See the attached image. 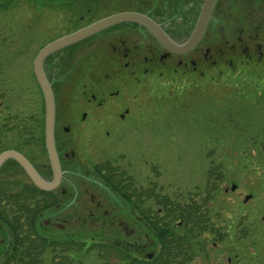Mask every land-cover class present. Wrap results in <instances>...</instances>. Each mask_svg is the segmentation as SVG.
<instances>
[{
    "label": "rangeland",
    "instance_id": "1",
    "mask_svg": "<svg viewBox=\"0 0 264 264\" xmlns=\"http://www.w3.org/2000/svg\"><path fill=\"white\" fill-rule=\"evenodd\" d=\"M38 1L0 0L2 118L12 114L17 123L16 133L4 129L6 142L3 140L1 148L22 146L20 151L30 158L39 155L37 159L42 162L46 161L42 146V152L37 153L36 145L30 142L33 133L36 138L43 135L45 122L44 97L29 74L40 42L29 44L27 25V12H36ZM53 12L58 15L61 11L55 8ZM41 14L35 13L34 17L46 11ZM214 75L215 80L206 81L201 88L192 85L189 89H163L168 96L162 93L164 99L153 105L157 106L156 114L130 122L124 133L102 146H94L90 132L82 138L74 134L79 143L76 162L67 169L75 171L74 177L81 181L80 224H75L73 211L53 208L36 219V227L48 241L69 242L75 232L74 238L80 243L68 245L75 250L64 255L61 249L45 248L40 264L61 263L62 258H66V264H106L105 259L109 264H126L118 253H100L99 245H110L131 258L147 260L149 254L158 253V244L150 227L142 231L137 217L138 213H157V198L149 195L161 192L176 204H197L215 226L192 242L189 264H229L228 257L232 264H264V76L253 80L249 74ZM65 135L69 137L70 133ZM102 164L113 166L121 180L132 178L134 187L145 195L140 210L122 206L123 200L94 174L102 172L97 169ZM3 177L23 179L26 175L17 163L9 161L0 172ZM234 184L236 190L232 189ZM247 195L252 199L245 201ZM73 196H62V202L67 203ZM136 197L135 202L144 201L142 196ZM97 202L102 204L98 209ZM64 217L71 218L65 231L43 224L47 219L58 223ZM121 222L134 228V234L127 237ZM0 225L7 230L0 227L2 252L13 232L5 224ZM170 232L185 234L176 221L171 223Z\"/></svg>",
    "mask_w": 264,
    "mask_h": 264
},
{
    "label": "flooded vegetation",
    "instance_id": "2",
    "mask_svg": "<svg viewBox=\"0 0 264 264\" xmlns=\"http://www.w3.org/2000/svg\"><path fill=\"white\" fill-rule=\"evenodd\" d=\"M207 1H38L36 12H27L29 44L40 42L30 64L29 74L36 80L43 97L36 75L35 60L46 45L105 18L133 14L141 19L117 21L79 41L54 50L44 58L42 69L55 101L54 140L58 158V180L51 188H41L17 160L9 158L0 167V172L7 162L13 161L22 168L26 177L0 178V184L4 183L7 187H0V193L34 190L39 198L46 196L47 201L46 208L36 218L53 208L63 212L70 210L74 212L72 215L75 214V224L79 225V211L82 206L79 193L81 181L74 177L75 171L67 169L75 166L76 162L79 143L75 136L82 138L86 131L90 132L94 146H102L124 133L130 122L143 120L152 112L156 114L157 106L153 105L164 99L160 96L162 93L167 97L166 92L170 90L189 89L192 85L199 87L206 81H214V74L220 78L225 74H239L240 77L249 74L253 80L258 75L264 76V0H214L210 16L196 43L184 51H176L171 47L182 46L191 40ZM55 8L61 11L58 15L53 12ZM43 9L46 14L34 17L35 13H43ZM2 110L3 105L0 103V155L9 150L21 153L43 182L53 183L56 171L47 147L46 123H43V135L41 133L36 138L37 135L33 133V138L30 139L36 145L35 152H42V146L46 153V161L40 162L37 159L39 155L37 158H30L20 151L18 148L22 146L1 148L3 140L6 142L2 137L4 129L14 133L17 130L16 117L11 114L8 118H2ZM38 133L40 135V131ZM66 133H70V136L67 137ZM69 147L72 149L69 150ZM79 161L82 163L81 158ZM108 168V173L101 170V173L95 171L94 174L100 176L110 190L123 200L122 206L134 211L140 210L141 205L145 204V195L141 193V189L134 187L131 177L125 176L121 180L118 176L120 172L115 171L111 165ZM102 175H111L114 183L107 182ZM72 194L74 196L67 203L64 200L62 202V196ZM136 194L139 199L142 196L141 200L144 201L135 202ZM149 196H156V203L160 208L157 213L150 215L138 213L137 222L142 225V231L151 227V221L157 219L159 224L165 223L169 227L176 221L178 227L184 230V219H178L177 209L193 206L196 207V219L199 220L200 214L203 217V232L195 240L208 233V213L199 210L197 204L188 201L185 204H176L168 195H162V192ZM101 205V202L95 203L97 209ZM108 213L109 211L106 212ZM70 223L71 218L67 217L58 223L51 219L43 222L44 225H54L62 231ZM121 224L127 237L134 234L135 229L130 228L129 224ZM51 233L55 236L61 235ZM73 235H70L73 238L67 243L76 246L80 242L74 238L75 232ZM154 235L159 254L162 249L161 241L156 233ZM10 236L6 248L0 252V259L3 260L1 264L16 263L14 260L8 261V258H16L18 254L15 251L16 239L13 234ZM137 241L140 242L141 238ZM62 253L64 255L66 252ZM190 262L189 260L185 264ZM228 263H231V257H228Z\"/></svg>",
    "mask_w": 264,
    "mask_h": 264
},
{
    "label": "trees",
    "instance_id": "3",
    "mask_svg": "<svg viewBox=\"0 0 264 264\" xmlns=\"http://www.w3.org/2000/svg\"><path fill=\"white\" fill-rule=\"evenodd\" d=\"M105 169L109 171L107 164L98 165V170ZM107 182L113 184L114 178L111 175H105ZM117 186V185H115ZM0 187L7 188L4 183ZM151 195V194H150ZM38 193L31 191H2L0 193V221L8 226L13 232L16 239L15 251L18 253L16 258H8V261L14 260V264H40L41 253L45 248L61 249L62 252H68L73 249L69 243L61 241H48L37 230L36 217L45 207L47 201L46 196L38 197ZM39 198V199H38ZM167 211H169L167 209ZM178 219H184V235H177L170 232V227L163 223L159 224V220L151 221V230L156 233L161 241V252L152 260H141L131 258L126 254L110 245H99V251L102 254L109 255L112 252L118 253L121 260L127 261L126 264H185L189 261V248L192 242L197 238L198 234L203 232V217L196 219V207L178 208ZM208 227L211 230L215 226L209 220ZM190 235V236H189ZM96 246H93V248ZM83 244L81 246V250ZM102 249V250H101ZM34 253V254H32ZM122 254V256L120 255ZM66 258H62V262L55 264H66ZM109 264V259H105ZM68 264V263H67Z\"/></svg>",
    "mask_w": 264,
    "mask_h": 264
},
{
    "label": "water",
    "instance_id": "4",
    "mask_svg": "<svg viewBox=\"0 0 264 264\" xmlns=\"http://www.w3.org/2000/svg\"><path fill=\"white\" fill-rule=\"evenodd\" d=\"M214 0H208L205 4V7L203 9V12L200 17L199 25L197 29L195 30L193 37L191 38L190 41H188L186 44L182 46H171L174 48L176 51H184L186 49L191 48L196 41L199 39L201 36V33L203 31L204 26L207 23V20L210 16V12L213 6ZM125 19H135L139 20L141 19L140 17H136L133 14H124V15H119L115 17H109L105 18L103 20L98 21L95 24H92L90 26H87L75 33L63 36L48 45H46L37 55L36 60H35V69H36V75L38 78V82L42 88L43 94H44V99H45V123H46V138H47V147L50 155V159L52 161V164L55 168L56 175H55V180L53 183H46L43 182L37 173L34 171L28 160L22 155L21 153L13 150L5 151L0 155V167L2 164L9 158L17 160L23 167L24 169L30 173V175L33 177L35 183L40 186L41 188L48 189L53 187L57 180H58V158L55 150V140H54V122H55V101L54 97L52 94V90L50 87V84L45 77V74L42 69V63L44 58L54 50H57L65 45L74 43L76 41H79L90 34L107 27L117 21L125 20ZM144 22V20H141ZM154 30V29H153ZM236 188V185L234 184L232 186V189L234 190ZM252 197V195H248L245 198L246 200H249ZM153 254H149V258H152Z\"/></svg>",
    "mask_w": 264,
    "mask_h": 264
}]
</instances>
